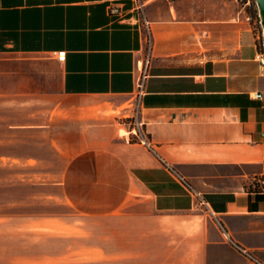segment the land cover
<instances>
[{"label":"crops","instance_id":"crops-1","mask_svg":"<svg viewBox=\"0 0 264 264\" xmlns=\"http://www.w3.org/2000/svg\"><path fill=\"white\" fill-rule=\"evenodd\" d=\"M19 1L0 0V12L59 8L65 32L57 49L0 38V141L44 132L66 161L55 183L74 213L0 209V264H264V198L252 185L264 174L263 34L246 6ZM140 16L154 46L138 100ZM27 224L32 244L3 247L9 230Z\"/></svg>","mask_w":264,"mask_h":264},{"label":"rangeland","instance_id":"rangeland-1","mask_svg":"<svg viewBox=\"0 0 264 264\" xmlns=\"http://www.w3.org/2000/svg\"><path fill=\"white\" fill-rule=\"evenodd\" d=\"M247 8L249 20L255 30L263 35L260 37L261 51H264V19L260 11L258 0H238ZM55 77V87L58 88V69ZM132 138V137H131ZM137 141L138 138H132ZM4 153H11L17 158L3 157ZM34 159V161L28 160ZM66 165V161L57 156L50 146L45 133L33 132L32 135H24V141L3 142L0 141V209L3 213L31 216L33 214L65 212L74 213L73 208L63 203L59 198L64 194L61 185L55 183L61 178L57 169ZM241 169V168H240ZM260 169V167L246 168ZM264 179V174L258 173L254 183L255 190L263 184L258 179ZM3 198V200H2ZM41 226V229L47 228ZM42 224V225H43ZM19 228V227H18ZM31 224H27L23 230L14 232L9 230L7 237L3 238V247H13L20 244H32ZM23 234V236H19ZM43 238V233H40Z\"/></svg>","mask_w":264,"mask_h":264},{"label":"trees","instance_id":"trees-1","mask_svg":"<svg viewBox=\"0 0 264 264\" xmlns=\"http://www.w3.org/2000/svg\"><path fill=\"white\" fill-rule=\"evenodd\" d=\"M36 0H27L33 5ZM57 2H63L58 0ZM5 3H7L5 1ZM20 5L24 0L19 1ZM106 4V3H104ZM128 7V6H127ZM42 13V11L24 9L22 12H0V38L1 41H13L17 46L34 49H57L62 46L65 29L63 27V13L56 11ZM21 21L22 26H19ZM7 22V23H3ZM17 24V25H15ZM11 25V26H10ZM263 199V194H256Z\"/></svg>","mask_w":264,"mask_h":264},{"label":"built area","instance_id":"built-area-1","mask_svg":"<svg viewBox=\"0 0 264 264\" xmlns=\"http://www.w3.org/2000/svg\"><path fill=\"white\" fill-rule=\"evenodd\" d=\"M111 12L115 14H125L128 15L129 13H122V8L120 6H116L111 8ZM138 23L141 24L142 30H143V39H144V46H145V54L144 57L139 61L138 63V70L139 75L137 77V89H136V98L138 100L142 99V96L144 95V92L146 90V81L149 77V67L151 64V58H152V51L154 46V40H153V30H152V24L149 19H146L144 17H138ZM57 57L59 60L64 61L67 58V50L60 49L55 51ZM257 59L264 64V51H259L257 53ZM262 93H257L256 97H262ZM134 121H132V124L136 127L139 126V122L134 117ZM135 135L143 140L146 141L147 138L145 136H142V133L140 132V129L138 128L135 131ZM260 182L263 184L257 191L259 193L264 195V180H260Z\"/></svg>","mask_w":264,"mask_h":264},{"label":"bare ground","instance_id":"bare-ground-1","mask_svg":"<svg viewBox=\"0 0 264 264\" xmlns=\"http://www.w3.org/2000/svg\"><path fill=\"white\" fill-rule=\"evenodd\" d=\"M260 3V11H261V15L264 19V0H258ZM264 27V26H263Z\"/></svg>","mask_w":264,"mask_h":264}]
</instances>
